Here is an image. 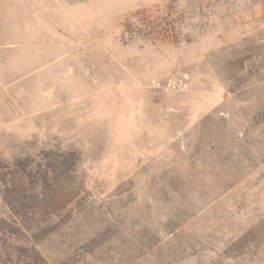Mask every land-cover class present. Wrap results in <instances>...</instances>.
<instances>
[{
    "label": "rangeland",
    "instance_id": "rangeland-1",
    "mask_svg": "<svg viewBox=\"0 0 264 264\" xmlns=\"http://www.w3.org/2000/svg\"><path fill=\"white\" fill-rule=\"evenodd\" d=\"M59 151L71 218L15 217L5 182ZM34 251L264 264V0H0V264Z\"/></svg>",
    "mask_w": 264,
    "mask_h": 264
},
{
    "label": "trees",
    "instance_id": "trees-1",
    "mask_svg": "<svg viewBox=\"0 0 264 264\" xmlns=\"http://www.w3.org/2000/svg\"><path fill=\"white\" fill-rule=\"evenodd\" d=\"M49 154L52 157L45 167L25 168L19 164L10 181L5 182L6 193L9 194L5 200L15 217L35 214L46 216L45 220L49 221L63 210L67 218H71L77 200L73 176L77 171L78 156L67 151ZM63 181L67 182V188L61 185ZM59 202H62L61 206ZM32 259L33 264H47L37 251H34Z\"/></svg>",
    "mask_w": 264,
    "mask_h": 264
}]
</instances>
